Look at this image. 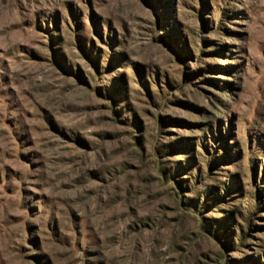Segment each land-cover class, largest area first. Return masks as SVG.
I'll use <instances>...</instances> for the list:
<instances>
[{
    "label": "rangeland",
    "instance_id": "374dc122",
    "mask_svg": "<svg viewBox=\"0 0 264 264\" xmlns=\"http://www.w3.org/2000/svg\"><path fill=\"white\" fill-rule=\"evenodd\" d=\"M0 264H264V0H0Z\"/></svg>",
    "mask_w": 264,
    "mask_h": 264
},
{
    "label": "trees",
    "instance_id": "16d2710c",
    "mask_svg": "<svg viewBox=\"0 0 264 264\" xmlns=\"http://www.w3.org/2000/svg\"><path fill=\"white\" fill-rule=\"evenodd\" d=\"M243 237H244V236H241V239H240V242H241V243L243 242V239H244Z\"/></svg>",
    "mask_w": 264,
    "mask_h": 264
}]
</instances>
